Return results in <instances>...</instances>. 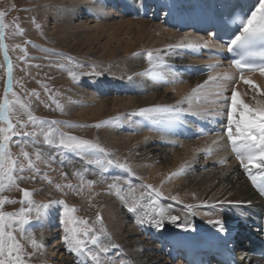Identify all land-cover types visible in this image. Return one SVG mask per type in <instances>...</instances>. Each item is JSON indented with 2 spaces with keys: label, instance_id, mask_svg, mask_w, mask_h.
I'll use <instances>...</instances> for the list:
<instances>
[{
  "label": "bare ground",
  "instance_id": "obj_1",
  "mask_svg": "<svg viewBox=\"0 0 264 264\" xmlns=\"http://www.w3.org/2000/svg\"><path fill=\"white\" fill-rule=\"evenodd\" d=\"M64 1L73 2L77 6L74 18L84 17L86 14L89 16L90 23L86 22L79 29L89 35L94 31L97 40L103 41L101 51L110 50L114 53L122 48L126 53V64L132 74L128 79L129 84L125 80L105 84L100 87L102 94L104 95V91L108 94L122 91L137 93L119 98L117 96L111 100L102 99L96 106L88 105L90 108L82 107L79 110L80 116L100 112L106 103H109L110 109L125 107L131 109V115L135 113V118L132 117L133 121H138L136 130H139L140 125V131H144L148 138L142 140L138 135L126 139L112 138L114 146L133 150L128 157L129 164L146 181L134 175L132 172L135 171L131 172L130 167H125L127 170L121 168L122 172L121 169L112 168L102 172L104 174H96V170L95 175L89 170L85 176L73 178L78 192L83 193L79 194L80 198L89 206H95L94 209L107 221V226L112 231L111 238L117 237L115 244L118 247L110 248L108 258L103 257L107 253H101L105 264L113 259L111 254L117 255L118 252L126 257V264H184L181 260H171L166 255L162 246L168 237L179 239L181 235H191L192 231L220 230L216 221H221L224 229H231L244 221H252V209L260 207L262 200L250 187L247 174L241 171L238 162L230 156L224 137L215 135L186 139V127L190 116L227 125L224 100L230 102L233 88L249 104L255 102L253 97H264L257 96L231 68L224 66V61L222 67L200 74L199 69L213 62L206 57L204 51L199 53L208 40L192 35L190 31L176 32L163 20L154 19L152 12L156 8V0H97L98 5L93 7L87 0V3L84 0ZM145 7L149 9L147 14L150 17L143 16L146 14ZM99 19L103 21L97 22ZM141 44L146 51H137ZM189 44L193 47H188ZM110 51L108 52L111 53ZM149 51L158 57L155 67H150L146 59ZM184 70L191 71V74H186ZM223 73H228L233 79L222 80L219 85L210 82L203 89H198L199 98L192 93V89L203 85L209 76ZM245 76L264 90V76L260 73ZM217 92H222L223 95L218 97L215 95ZM187 96L192 97L190 102L184 99ZM85 99L88 104L94 100L89 95ZM177 101L181 103L177 105ZM154 106H178L182 111L171 120L157 116L149 119L138 114L140 109ZM134 129L135 125L129 127L130 131ZM67 157L73 159V164L77 163V157ZM181 167L184 168L182 173L171 175L179 172ZM147 180L151 183L158 182L159 189L151 188V183L148 184ZM88 181L93 183L89 185ZM111 185L115 187H110ZM157 192L159 195H156ZM120 196L124 197L123 201ZM133 197L140 201L134 213L129 212L127 207L133 205ZM160 211L165 213L164 226L158 229L150 221L153 216L159 219L156 214ZM125 215L133 218L132 224ZM137 216H144L145 223L138 225ZM173 216L179 218L174 223L170 222V217ZM104 239L105 237L102 240ZM49 251L48 255L56 260L55 264H71V259L60 245L55 244L53 251ZM79 257L84 258L81 255ZM239 260L243 264H263L251 260L244 253H240ZM77 263L88 264L87 261H79V258Z\"/></svg>",
  "mask_w": 264,
  "mask_h": 264
},
{
  "label": "rangeland",
  "instance_id": "obj_2",
  "mask_svg": "<svg viewBox=\"0 0 264 264\" xmlns=\"http://www.w3.org/2000/svg\"><path fill=\"white\" fill-rule=\"evenodd\" d=\"M87 1L92 7L98 5L97 0ZM87 1L83 2L87 3ZM76 10L77 6L73 2L64 0H0V12L4 13L3 21L7 25L4 30L6 48L5 51H0V99H3L5 84L9 81V76L6 73V52L12 65L11 91L8 93V98L13 99L12 93H16V98L25 105L24 108L17 105L15 113L10 114V118L14 124L19 120L25 125L21 128L20 124H16L18 133H34L28 137L22 134L14 136L10 145L14 157L25 165V170L22 173L18 170L16 172L17 176L25 177L18 180L19 187L33 193L29 198L34 201L33 211L29 214L31 217L29 223L24 226V234L31 233L37 241L42 240L45 244L43 250H35L30 246L28 240L23 239L21 233L17 231L15 235L24 245L25 264H55L56 260L48 255L49 249L53 251L55 244L60 245L63 252L67 253L71 264H78V258L79 261L84 260L88 264L94 263L87 256L81 258L80 255L69 252L64 244V224L61 223L64 214L63 205L52 203L46 216L39 220L36 218L35 207L40 204H48L50 201H64L69 208H75L76 211L70 215L87 220L89 226L95 228V233L100 235L101 245L117 243V237L111 238L112 231L101 214V222H96V214L99 211L94 209L93 204L89 206L80 198L79 194L83 193L78 192L77 184L74 185L73 178H79L80 175L85 176L89 170L95 175L96 170L98 172L96 174H104L102 172L112 168L125 170V167H132L128 157L133 150L114 146L112 144L113 137L126 139L138 135L142 140L148 139L144 131H140V125L139 130H136L138 121H133L132 116L135 118V113L133 112L134 114L131 115V109L125 107L110 109L109 103H106L107 106L105 105L100 112L80 116L79 110L83 109L82 107L90 108L96 106L102 99L111 100L117 96L119 98L130 94L137 95V93L122 91L108 94L104 91V95L102 94L101 88L105 84H112L120 80H125V83L129 84L128 79L132 74L126 64V53L122 48L114 53L110 50L108 51L111 53L101 51L103 41L97 40V34L95 36L93 31L89 35L79 29L86 22L90 23L89 16L86 14L84 17L74 18ZM101 21L103 19H99L97 22ZM85 34L86 36H84ZM140 46L137 51H146L143 48L145 46L142 44ZM121 54L122 56H120ZM86 95L94 98L89 104L86 102ZM29 114L37 118L38 122L35 125L28 121ZM53 121L56 123L53 124ZM105 121L109 123H103ZM96 124H101V126L95 127ZM133 125H135V129L130 131L129 127ZM50 129L88 140L102 147L104 152L78 153L53 147L45 143L44 133ZM52 139L58 142L59 137L54 133ZM21 147L29 153L35 162L34 170L27 168V162L20 155ZM37 152L40 153L39 160H36ZM67 155L77 157L78 160L75 161L77 163L73 164V159L68 158ZM89 160H100L101 165L88 163ZM108 161H112V163L109 164ZM69 163L73 165L70 166ZM81 165L87 168H83ZM133 170L135 172H132ZM131 172L146 181V178L137 173L134 168H131ZM76 173L79 175L77 176ZM149 183L151 182L148 181ZM68 184L73 187H65ZM150 187L157 190L159 184L152 182ZM4 198L15 201L2 206L0 210L6 213L19 212L21 207H29L27 203L23 205L20 203L23 195L18 188L8 187L6 181L3 186H0V199ZM118 208L125 214L122 208L119 206ZM125 217L128 220L130 218L129 221L132 224L133 218L126 215ZM34 221L36 223H33ZM101 228L106 230V236L100 234ZM103 237H105L104 240H102ZM107 237L111 239L109 240ZM88 248L98 251L97 247L91 243H88ZM29 254L31 255L29 256ZM102 255L100 253V258L105 264L103 257L108 258V252L107 255H103V257ZM110 256L113 259L108 264H120L121 260L126 261V257L119 255V252L117 255L113 253Z\"/></svg>",
  "mask_w": 264,
  "mask_h": 264
},
{
  "label": "snow or ice",
  "instance_id": "obj_3",
  "mask_svg": "<svg viewBox=\"0 0 264 264\" xmlns=\"http://www.w3.org/2000/svg\"><path fill=\"white\" fill-rule=\"evenodd\" d=\"M250 14H246L243 18L238 20V29L232 37L226 41L227 50L229 52H237L239 59L232 61L234 66L239 72V79L244 84L249 85L257 96L264 97V90H262L255 82L244 75L245 70L248 72L259 71L264 76V0H258V2L251 8ZM4 13L0 12V51H5L6 45L4 44L5 28L7 25L3 21ZM257 45L259 47L257 48ZM183 46V45H177ZM188 47H193L189 44ZM146 59L150 67L156 66L158 57H155L151 51L146 53ZM5 61L7 64L6 73L9 76V81L5 84V91L3 99H0V186H3L4 182H7L8 187H17L22 193L23 199L20 203L23 205L27 203L29 207H21L19 212L6 213L0 210V264H25L24 260V245L20 239H17L15 233L19 231L23 239L28 240L30 246L35 250H43L45 244L42 240L37 239L31 234H24V226L29 223L30 213L33 211L34 201L29 199L33 193L25 188H20L18 180H22L25 177L17 176V170L23 172L25 165L19 161L18 158L14 157L11 151V142L14 136L22 134L25 137L34 135V133H18L16 130V124H20L23 128L25 125L19 120L14 124L10 118V114L15 113L16 106L24 108L25 105L16 98V93H12L13 99L8 98V93L11 91L10 79H11V62L5 52ZM233 79L228 73H223L218 76H209L208 80L204 81L203 85H197V88L192 89V93L197 95L199 98L198 89H203L210 82L217 85L222 80ZM216 96H222V92L215 93ZM191 96H187L184 99L191 101ZM254 103L249 104L237 92L236 88L231 91L230 102L225 99L226 115H227V126L224 129V134L227 136L228 142L232 146V151L236 154V158L240 161L241 167L244 168L249 180L252 182L254 187L258 188V191L264 196V173L261 174V179L258 182L257 176L253 175L249 165L258 169H264V99H258L253 97ZM181 101H177L179 105ZM59 107V105H57ZM182 111L178 106H154L150 108H142L139 110V115L151 119L154 116L161 117L166 120H171L174 116H178ZM223 115V112H221ZM28 121L35 125L38 121L37 118L28 115ZM53 124L56 122L53 121ZM105 124L108 121L103 122ZM100 127L101 124L94 125ZM58 135L59 140L55 142L52 137ZM45 143L53 147L61 148L68 151H75L78 153H94L104 152V149L97 144H94L88 140L79 139L75 136H71L65 133L57 132L56 130L50 129L47 133H44ZM215 144L216 141H213ZM210 151V150H209ZM20 155L24 161L27 162L28 169H35L36 165L31 156L27 151H24L21 147ZM40 159V153H36V160ZM88 163H95L101 165L100 160H89ZM109 164L112 161H108ZM123 167V165H120ZM184 171L181 167L179 172L172 173L171 175H179ZM79 175V173H76ZM63 175V174H62ZM89 185L93 182L88 181ZM57 187H60L57 185ZM65 187L72 188L73 185L68 184ZM110 187H115L111 185ZM120 190H117L119 195ZM159 195V192L156 193ZM123 201L124 197L120 196ZM15 201H9L7 198L0 199V209L5 203H14ZM52 203H60L64 207L63 218L61 223L64 224V236L63 242L66 245L69 252L76 253L77 255L87 256L94 264H103L100 253H107L110 248H117L118 245L109 243L101 245L100 235L95 233V228L89 226L87 220L75 218L70 213L76 211L75 208H69L64 201H50L48 204H40L35 207L36 218L39 220L46 216L48 209ZM140 204L139 199L133 197V205L127 206L129 212H136L137 205ZM159 219L155 216L152 217L151 221L153 225L160 229L163 228V219L165 213L160 211L156 214ZM178 217H170V222H175ZM102 220L100 213L96 214V222L100 223ZM136 223L142 225L145 223L144 216H137ZM219 225V229L222 231L224 225L221 221H216ZM100 234L106 236V230L100 229ZM90 238V239H89ZM110 240L111 238L108 237ZM88 243L95 245L98 251H93L88 248ZM31 254H29L30 256ZM120 264H126L125 261L121 260Z\"/></svg>",
  "mask_w": 264,
  "mask_h": 264
}]
</instances>
